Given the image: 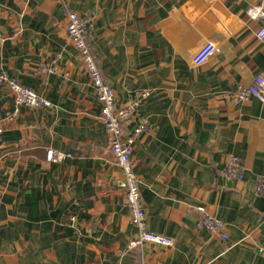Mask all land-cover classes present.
Listing matches in <instances>:
<instances>
[{
	"label": "crops",
	"instance_id": "1",
	"mask_svg": "<svg viewBox=\"0 0 264 264\" xmlns=\"http://www.w3.org/2000/svg\"><path fill=\"white\" fill-rule=\"evenodd\" d=\"M261 3L0 0V70L52 103L12 116L14 93L0 85V264H264V102L225 96L264 75V20L248 14ZM70 9L90 17L88 43L117 106L135 104L123 133L151 126L134 138V167L148 228L173 246L130 245L124 173L68 34ZM208 42L221 52L196 65ZM49 148L71 157L49 162ZM232 155L242 179L225 172ZM198 207L226 222V239Z\"/></svg>",
	"mask_w": 264,
	"mask_h": 264
},
{
	"label": "built area",
	"instance_id": "2",
	"mask_svg": "<svg viewBox=\"0 0 264 264\" xmlns=\"http://www.w3.org/2000/svg\"><path fill=\"white\" fill-rule=\"evenodd\" d=\"M251 19L264 20V0L248 10ZM90 17L81 15L74 10L68 11V34L78 50L88 73L92 79L94 91L102 102L101 119L111 138V150L117 164L122 168L124 173V181L127 187L126 200L130 211V218L134 226L137 228V237L130 242L131 246H142L146 244H156L161 246H173L175 241L171 236L151 231L147 225V217L140 192V178L136 173L133 161V144L136 135L151 131V126L147 121L138 124L131 136L123 133V126L131 122L135 104H129L125 107H118L116 104L115 91L108 83L103 80L102 73L95 60L88 43ZM257 37L264 40V24L257 31ZM1 39V36H0ZM221 52V47L213 42H208L202 46L194 55L193 61L196 65L207 62L210 58ZM43 72H54V67L43 63L41 65ZM8 85L14 93L17 107L13 110V115L18 113V106H28L32 108L51 107V101L45 96L37 93L34 89L22 85L16 77L0 70V85ZM149 91L143 92V97H148ZM225 96L230 101L239 106L243 101L250 97H256L264 102V75H257L253 82L249 85H240L237 88L227 90ZM11 116L9 115L8 118ZM8 118L4 117L3 125L8 122ZM3 129H0V133ZM47 160L52 163H58L71 157L69 153H63L55 148H49L46 154ZM225 172L233 178L242 179L244 176L245 166L242 160L236 156H230L225 165ZM256 191L264 197V175H260L256 179ZM3 193L0 191V202ZM198 212L203 215L202 224L211 232L219 233L222 239L227 238L226 222L207 214L204 207H198Z\"/></svg>",
	"mask_w": 264,
	"mask_h": 264
}]
</instances>
